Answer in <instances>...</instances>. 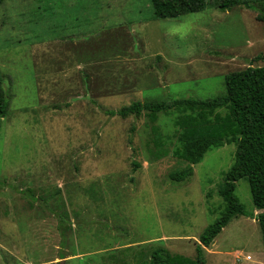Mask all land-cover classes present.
<instances>
[{"label": "rangeland", "instance_id": "obj_1", "mask_svg": "<svg viewBox=\"0 0 264 264\" xmlns=\"http://www.w3.org/2000/svg\"><path fill=\"white\" fill-rule=\"evenodd\" d=\"M218 2L155 20L149 0H2L0 264H149L157 248L196 259L223 211L218 190L236 147L194 166L175 153L185 128L221 122L227 109L107 113L213 99L228 74L264 67V22ZM190 167L187 180H170ZM234 193L253 217L236 216L201 247L204 264H264L247 181Z\"/></svg>", "mask_w": 264, "mask_h": 264}, {"label": "trees", "instance_id": "obj_2", "mask_svg": "<svg viewBox=\"0 0 264 264\" xmlns=\"http://www.w3.org/2000/svg\"><path fill=\"white\" fill-rule=\"evenodd\" d=\"M152 17L155 20L178 18L191 13L201 12L206 8V0H149ZM2 3V0H0ZM243 7L256 12V19L264 22V2L255 5L249 0H219L216 8L230 11ZM264 60V56L258 58ZM225 94L213 99L199 100L186 98L170 102H132L117 111L107 113L110 117H139L142 113L158 114L184 107L198 109L209 115L217 109H227L225 120L217 119L216 124L185 128L181 151L175 155L191 166L201 162L204 155L212 149L234 144L235 153L232 166L224 174V181L218 195L224 202L219 218L208 226L199 238L197 257L189 260L179 255H171L162 248L154 249L150 254L149 264H204L201 247H209L221 230L236 216L253 217L235 196L236 183L245 180L253 206L257 211L256 220L264 239V67H248L225 77ZM8 103L2 89L0 77V120L7 114ZM199 121H206L199 116ZM223 121V122H222ZM187 123V122H186ZM181 122V125L186 124ZM190 136V137H189ZM192 168L171 174L170 180L183 182L192 176Z\"/></svg>", "mask_w": 264, "mask_h": 264}]
</instances>
